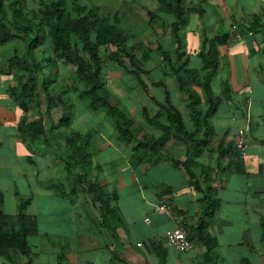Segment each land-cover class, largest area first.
Returning <instances> with one entry per match:
<instances>
[{"label":"crops","instance_id":"crops-1","mask_svg":"<svg viewBox=\"0 0 264 264\" xmlns=\"http://www.w3.org/2000/svg\"><path fill=\"white\" fill-rule=\"evenodd\" d=\"M186 6L202 11L201 14L191 13L189 24L181 31L190 63L195 58L200 59L198 54L203 49L205 36L214 38L224 33L230 36L225 45L219 46V69L212 84L216 95L223 96V85L227 83L229 98L223 99L212 117L211 150L201 160L213 165L220 143L236 149L239 131L244 129L248 136V148L241 162L245 173H236L231 168L216 175L211 184L222 203L220 211L208 222L209 231L218 242L215 250L218 261L204 259L206 247L198 239H193V249L188 252H178L170 246L168 238L175 229V219L173 215L155 212L161 201L168 203L174 211L183 213L189 232L202 218L197 202L199 194L184 169L171 164L174 160L186 159V148L171 140L160 154V162L144 161L133 167L130 161L132 145H127L121 137L113 138L108 129L97 130L92 145L96 142L100 153L94 165L99 166L96 168L102 172L99 179L108 192L118 195L117 205L125 222V226H120L113 235L109 229L99 227L98 199L95 194H87L85 188L89 183L83 189L79 187L75 195L59 196V150L54 151L51 146L57 162H49L47 155L39 153V147L24 139L21 123L39 117L32 115L31 118L30 112L34 109L29 105L30 110L25 113L21 101L10 94L9 89L16 83L19 73H11L7 63H0V191L3 194L0 213L16 215L20 205L18 199L31 200L26 213L38 229L29 237L33 251L31 264H160L163 253L165 264H264V242L261 240L264 219V0H186ZM255 19L258 21L254 25ZM197 64L201 67V60ZM151 65L145 69L153 70L150 73L153 79L166 80L173 101L178 103L181 94L174 92L173 78ZM141 73L144 79L145 74ZM159 89L150 87L147 93L137 86L133 90L135 94L129 111L135 117L136 128L146 126L139 116L144 106L156 109L151 98L162 101L165 97L164 91L158 92ZM181 110L186 113L183 107ZM36 113L40 115V111ZM87 114L86 109L82 110L79 118ZM77 122L75 117L74 123ZM58 123L53 124L55 130L51 131L55 145L59 144V132L64 129L59 128ZM145 132L160 135L150 126ZM111 149L117 151L116 156L104 160L101 152ZM227 163L225 159V166ZM60 178L69 184L67 192L72 191L74 178L63 172ZM166 189L170 192L165 193ZM93 211L102 233L91 228L81 230L80 224L86 219L82 216ZM153 242L154 247L149 244ZM59 256L63 257L62 263ZM0 264L4 263L0 260Z\"/></svg>","mask_w":264,"mask_h":264},{"label":"trees","instance_id":"trees-1","mask_svg":"<svg viewBox=\"0 0 264 264\" xmlns=\"http://www.w3.org/2000/svg\"><path fill=\"white\" fill-rule=\"evenodd\" d=\"M157 2L156 10L148 11L150 19L147 24L152 28L155 23L164 32L170 27V36L177 48L173 56L171 51L162 45L159 34L149 29L157 35L158 54L155 56L154 51L146 53V60L142 61L143 58L137 59L143 48L142 40L137 45H130L133 39H139V32L133 30L130 25L124 28L121 12L118 10L114 13L104 12L100 5H90L79 0H38L34 9L27 6L26 0H0V46L13 42L18 44V47L10 45L13 47V55L8 59L9 71L19 75H16V83L10 87L9 92L21 101L25 113L30 110L29 103L38 100L40 92L44 96L45 113L40 112L38 119L23 121L20 125L24 139L36 148L43 146L48 149L55 145L56 140L51 131L55 130L53 124L56 120L52 113L62 109L58 123L59 128H64L59 132V163L68 177L75 178V184L72 191L67 192L68 183L60 178L59 193L75 195L79 187L83 189L84 185L89 183L85 189L87 194H95L98 199L97 210L101 218L99 224L109 229L113 235H116L120 226H125V222L117 205L118 195L108 192L105 184L99 179L100 170L96 169L99 166L94 165L95 154L91 151V146L98 131L67 134L66 126L73 119L67 116L66 108H74L77 101L88 112L104 113L112 118L117 136L127 145H132L133 154L130 161L133 167L144 161L160 162V154L171 140H174L177 146L186 148V159L174 160L171 164L184 169L191 185L199 194L197 202L202 218L198 226L189 232V239L200 240L206 247L204 259L217 262L219 257L215 250L218 242L211 235L208 222L220 211L222 203L211 184L216 175L231 168H234L236 173H245L241 163L242 155L225 143L219 144L215 168L201 160L202 156L211 150L212 117L223 99L229 98L227 83L223 85V96L216 95L212 84L219 69V46L225 45L230 36L228 33L214 38L205 36L203 49L198 54L202 62L201 67H191L181 31L189 24L191 13L197 11L201 14L202 11L188 8L186 0ZM134 8L131 7L133 10ZM165 16L172 18L169 26ZM255 21L258 20H254V25ZM108 46H114L116 50L108 54ZM40 48L42 50L38 51ZM20 50L23 51L22 54ZM46 52L49 53L47 57L39 58ZM82 53L88 57L85 58ZM105 54L107 60L103 59ZM157 57L162 65H157L155 70L159 68L165 76L174 79L177 91L184 98L185 114L173 101L171 92L167 90L166 80H155L150 76L153 70L142 69L145 63L150 64ZM125 58L129 59V65L125 63ZM60 63L74 66L76 70L68 80L69 83L64 86L59 83L58 91L51 87L54 80L44 77L49 68L56 70ZM113 67H119L126 74L133 76L134 80L129 81L133 90L141 86L148 93L151 85L166 91L163 101L151 98L156 109L144 106L140 110L139 116L146 122V126L136 128L135 117L119 104L111 103L112 93L107 89V85L108 74ZM141 72L147 73L149 85ZM41 75L44 76L42 80ZM37 108L40 111L38 105ZM49 122L52 125L48 126ZM147 126L157 130L160 135L146 133ZM225 159L228 160L226 166ZM92 172H95L93 176H98L96 179H93ZM169 192L170 190L166 189L165 193ZM30 201L21 200L16 215L5 216L0 213V260L4 264H31L33 251L29 237L36 234L38 229L36 222L26 213ZM2 202L3 194L0 191V205ZM261 226V240L264 242V219ZM149 244L156 246L154 242ZM160 256V264H165V254ZM24 258L28 261L23 262ZM59 259L62 263L63 257L59 256Z\"/></svg>","mask_w":264,"mask_h":264},{"label":"rangeland","instance_id":"rangeland-1","mask_svg":"<svg viewBox=\"0 0 264 264\" xmlns=\"http://www.w3.org/2000/svg\"><path fill=\"white\" fill-rule=\"evenodd\" d=\"M82 3H89L90 5H100L102 7V9L104 10V12H110V13H114L115 11H120L121 12V16H122V21H123V25L124 28L128 27V25H130L133 30H135L136 32H139V39H133V41H131L130 45H137L139 44L140 40H142L143 42V48L142 50H140V52L137 55V59H142V61H145L146 59V53H151L152 51H154L153 53H155V56H157L158 52H157V43L156 41L157 39V35L152 31L155 30L159 36L162 38L161 43L163 46H165L167 49H169L171 51V53L174 56V52L175 49L177 48V45L173 42L171 36H170V27L166 28V31L164 32L162 29H160V27H158L157 24H152V28H150L151 26H148L147 22L149 21V14L148 11H154L156 10V8L158 7V2L157 0H137L135 2V0H79ZM126 1V2H125ZM29 2V3H28ZM28 2L26 1L27 6H35L38 5V0H28ZM125 2V4H124ZM134 2V3H133ZM136 3V6H135ZM139 4V5H138ZM131 7H135L134 10L131 9ZM166 17V21H167V25L169 26L170 22L172 21V18L169 16H165ZM127 29H131V28H127ZM152 29V30H149ZM13 46L15 45L16 47H18L17 42H13L11 43ZM10 44V45H11ZM7 45L4 47H0V63L9 65L8 59L9 57H11L13 55L12 52V46ZM45 48H43L44 50ZM42 50V48H40L38 51ZM116 49L114 46H108L107 49V53L111 54L112 52H114ZM20 54L23 53V51L20 50ZM49 55V53L46 52V54H44L43 56H39V58H44L47 57ZM82 55L87 58L88 56L85 53H82ZM104 60H107V54H105L103 56ZM200 60V59H199ZM199 60L197 58L193 59L192 63H191V67L197 68L200 65L197 64L199 62ZM125 63L127 65H129V59L125 58ZM156 61V62H155ZM154 62L156 63V65L151 63H145V65L142 67L143 70H146L147 64L151 65L153 67H156L157 65H162V62L160 59L155 58ZM58 69L53 70V68H49L47 74L45 75V77L43 75H41L40 79L42 80L43 77L46 79H52L54 80V82L51 84V87H54L55 89H57L59 91V83L61 82V84L63 83V86L66 83H69V79L70 77L73 75V73L75 72L76 68L74 66L71 65H66L64 63H60L58 64ZM159 68H157L158 70ZM142 70V71H143ZM115 72V73H114ZM114 73V74H112ZM132 79V81L134 80L133 76L128 75L124 72V70H122L121 68L117 67V69H111L110 70V79L107 85V89L112 93V97L110 98L111 101L115 104H119L120 107L122 109H126V110H130V106L129 104L131 102H133V96L135 94V91H133V89H131V84L129 83V81ZM145 82L150 83V79L147 75V73L144 76ZM174 80V79H172ZM174 82V81H173ZM172 86L174 87V92L177 91L176 88V84L175 82L172 84ZM152 87L151 85L149 86V88ZM164 91L163 93L166 94V91L164 89H159L158 92ZM168 90V87H167ZM171 92V91H169ZM124 97V99H123ZM181 99L178 101V105L180 107H183V95L181 94ZM165 98V97H164ZM162 98V101L163 99ZM123 99V100H122ZM126 99V101H124ZM174 100H176V95L174 96ZM128 101V103H127ZM31 106V109H34L30 112V117L32 115H35L34 118L39 117V115L36 113L38 112V108L37 105L40 108V112L41 113H45V100H44V96L42 94V92L39 93L38 95V100L35 101V103H29ZM79 108V110H78ZM82 108V109H81ZM184 108V107H183ZM86 108H84V106L80 103H75L74 108H66V114L67 116H70V118L72 117V119L75 120V117L78 118V122L81 125L79 126L77 123H74V120H72L71 123L68 124V126H66L67 128V134H72L75 132H87L90 130H109V133L111 134V136L113 138L117 137L116 134V126L115 123L113 121L112 118L105 116L104 113H93V112H89V114L84 115L82 117L79 118V113L82 110H85ZM185 109V108H184ZM130 112V111H129ZM186 112V109H185ZM62 114V109L60 110V112H57L56 110L53 111L52 113V117L55 118L56 121H59V116H61ZM94 114H97L96 116ZM32 118V117H31ZM95 142V144H93L91 147V151L95 154L94 156V163L97 164V156L100 153L98 150L99 145ZM103 144V143H102ZM41 146V145H40ZM59 144L57 145H53L54 147V151L59 150L58 149ZM41 148H39V153L42 155H47L48 161L51 162V160L53 161V163L57 162V155H53V150L50 148H46L41 146ZM60 154V151H58V155ZM117 151L114 149H111V151H104L101 152V156L104 160L110 159L113 156H116ZM46 157V156H45ZM122 157V156H120ZM210 161L212 160V162L214 161L211 156L209 157ZM59 162L60 158L58 156ZM213 168H215V161L213 163ZM62 172L64 174V170L61 168V164L59 163V179L62 176ZM96 172V171H95ZM92 172V175L95 173ZM101 173L102 172H98ZM77 179V178H76ZM75 180V178H74ZM74 185V184H73ZM61 194L59 193V196ZM68 198V197H65ZM89 200V199H88ZM18 203L20 204L21 201L20 199H18ZM18 211V210H17ZM16 212V211H14ZM18 213V212H16ZM86 219L85 221H82L80 224L81 230H86L87 228H91L94 232H98V233H102L100 232V228L101 226H99L100 228L97 227V217L94 213V211L92 213L83 215L82 217H85ZM91 219V220H90ZM97 227V228H96ZM105 231V229H104ZM100 240H103V237H100Z\"/></svg>","mask_w":264,"mask_h":264},{"label":"built area","instance_id":"built-area-1","mask_svg":"<svg viewBox=\"0 0 264 264\" xmlns=\"http://www.w3.org/2000/svg\"><path fill=\"white\" fill-rule=\"evenodd\" d=\"M236 148L241 155H245L248 148V136L244 129L239 131V141ZM155 212L158 214L173 215L176 226L168 238V243L178 252H188L193 249L192 241L189 239V228L186 223V218L181 212H176L169 206L168 203L161 201L155 207Z\"/></svg>","mask_w":264,"mask_h":264},{"label":"clouds","instance_id":"clouds-1","mask_svg":"<svg viewBox=\"0 0 264 264\" xmlns=\"http://www.w3.org/2000/svg\"><path fill=\"white\" fill-rule=\"evenodd\" d=\"M238 37L240 38L241 36H240V34L238 35ZM236 150L240 153V151L236 148ZM241 154V153H240ZM243 156V155H242Z\"/></svg>","mask_w":264,"mask_h":264},{"label":"bare ground","instance_id":"bare-ground-1","mask_svg":"<svg viewBox=\"0 0 264 264\" xmlns=\"http://www.w3.org/2000/svg\"><path fill=\"white\" fill-rule=\"evenodd\" d=\"M24 4V3H23ZM44 4V3H43ZM7 11V10H6ZM24 17V16H23ZM34 20V19H33ZM43 44V43H42ZM3 46V45H2ZM18 46V45H17ZM57 53V52H56ZM31 215V214H30Z\"/></svg>","mask_w":264,"mask_h":264}]
</instances>
